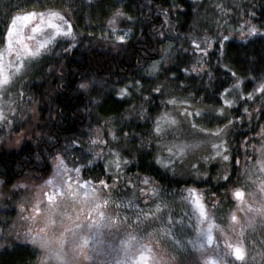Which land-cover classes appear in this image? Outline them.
<instances>
[{"label":"trees","instance_id":"trees-1","mask_svg":"<svg viewBox=\"0 0 264 264\" xmlns=\"http://www.w3.org/2000/svg\"><path fill=\"white\" fill-rule=\"evenodd\" d=\"M117 10L123 15H115ZM31 12L59 13L72 36L41 48L32 59L11 132L18 134L32 124L30 108L35 107L38 136L16 150L0 148V184L8 188L26 179L38 182L50 173V161L58 155L78 162L79 145H86L89 132L98 128L104 142L100 148L119 155L124 176L148 179L154 192H201L202 199L189 198V206L198 211L202 206L230 211L228 221L213 229L207 257L218 250L227 254V264H264V193L255 202V184L248 189L241 185L245 170L248 174L255 162L252 151L264 127L263 96L247 99L264 83V0H0V49L13 18ZM114 16L119 26L131 30L123 42L101 35ZM252 26L257 31L249 35ZM236 81L243 98L228 110V117L192 115L194 129L214 130L232 121L229 176L215 182L221 173L211 166L206 180L191 181L161 169L155 121L168 109L169 97L218 108L223 92ZM121 89L126 94L121 95ZM81 176L94 183L110 179L101 161L83 166ZM260 180L264 186V176ZM237 189L242 198L235 197ZM148 201L135 203L147 207ZM178 202L185 203L182 198ZM255 206L260 207L257 216ZM10 214L0 211L1 230L8 227ZM239 214L246 216L243 224ZM236 248L242 259L236 258ZM38 260L39 253L29 247L0 248V264Z\"/></svg>","mask_w":264,"mask_h":264},{"label":"rangeland","instance_id":"rangeland-1","mask_svg":"<svg viewBox=\"0 0 264 264\" xmlns=\"http://www.w3.org/2000/svg\"><path fill=\"white\" fill-rule=\"evenodd\" d=\"M27 14H19L13 18L16 23L13 25L12 20L9 26L12 36H8V28L5 44L0 49V81L5 77L8 81L6 84L0 83V115L4 117L0 119V148L5 150H16L23 142L38 136L35 129V107L30 108L32 124L24 126L18 134L11 132V124L18 115V99L23 96L24 81L34 64V57H29L23 46L27 45L28 49L34 51L41 44L46 48L53 45L57 39H67V36L53 35L54 30L46 24L41 26V31L33 33L32 28L40 24V19L36 17L26 21L23 17ZM44 14L47 20L48 13ZM110 20L115 23L110 25ZM110 20L101 32L102 36L116 42H123L131 36V30L118 25L119 17L114 16ZM52 23L59 25L63 31L68 30L64 21L53 18ZM118 36H125V39L121 41L117 39ZM9 39L13 41L11 52L8 51ZM236 82L229 91L223 92L222 104L218 108L204 107L174 95L169 97L168 109L161 112L155 121V135L160 139L157 144L156 162L161 169L191 181L206 180L211 166H215L221 173L214 179L215 182L223 181L229 176L230 161L223 160L222 156L230 157L227 137L231 124L228 122L217 128L223 131L219 135H213L217 129H194L192 115L200 112V115L228 117V110L236 107L243 98L241 89H234ZM251 93L253 98L263 96L264 99V92ZM225 99L233 101L232 105H226ZM157 125L160 127L159 132L156 131ZM262 130L264 127L260 129L256 150L252 151L255 162L248 174L245 170L241 184L244 189L255 184L252 190L255 202L259 200V195L264 193L261 183L263 180H260L264 176ZM88 140L86 145L81 144L77 149V153L82 156L76 158L78 162H73V158L67 162L58 155L50 161V173L38 182H29L26 179L8 188L0 184V211L6 212V215L11 213L8 227L5 230L0 229L1 249L8 245L25 246L39 253L38 264H64L41 248L39 243H31V237L59 241L61 233H64V242L69 247H74V244L70 243L71 232H64V229H74L75 224H80L82 228L74 230L79 233V237L88 238V244L79 256V264H205V257L213 264H227L226 254L207 257L205 250L209 245L207 236L210 234L213 237L215 226L228 221L229 210L225 214L219 206L215 209L202 206L200 211L196 210L195 207L189 206V198L202 199L203 195L197 191L189 193L191 189L182 192L183 196L181 192L174 190L154 192L155 186L148 179L145 184L144 178L124 176L125 163L118 160L119 155L114 150L105 154L100 148L104 144L100 129L91 130ZM221 142L223 149L212 147L213 144L220 145ZM182 147L184 150L181 152ZM217 150L221 151V156H216ZM64 153L70 157L71 152L64 150ZM86 153L90 154L89 159ZM208 157L211 159H206ZM97 161L102 162L110 177L109 182L102 179L94 183L81 176L83 166H92ZM117 163L119 168L116 167ZM101 181H104L103 185ZM49 197L52 199L49 200ZM137 198L143 202L149 199V206H137ZM179 198L185 203L178 202ZM97 204L100 208L93 211ZM255 208L257 212L260 209L257 206ZM101 212L104 213L103 218L99 215ZM257 212L254 215L260 214ZM254 215L251 217L254 218ZM239 217L241 224L246 222V216L239 214ZM4 219L5 216L2 217V220ZM88 224H92V227L87 228ZM81 242L79 238L75 241L77 244Z\"/></svg>","mask_w":264,"mask_h":264},{"label":"snow or ice","instance_id":"snow-or-ice-1","mask_svg":"<svg viewBox=\"0 0 264 264\" xmlns=\"http://www.w3.org/2000/svg\"><path fill=\"white\" fill-rule=\"evenodd\" d=\"M115 15L120 16V15H123V13L120 12L119 10H117ZM36 17H39L40 24H38L36 27L32 28V32L33 33H37L39 31H41V26L46 24L47 27H49V28L54 30L53 35L72 36L71 26L68 27L67 31H63L59 25H57L55 23H52L53 18H57V19H59L61 21H64V17L62 15H60L59 13L50 12V13H48L47 20H45V14L44 13L31 12V13H28L27 15H25L23 17V19L27 21V20H30V19H35ZM17 19H19V17ZM64 22L66 23V21H64ZM15 23H16V20L14 19L12 21V24L15 25ZM114 23H115L114 20H110L109 21L110 25H112ZM113 31L115 32V28H113ZM256 31H257V29L255 28V26L250 27L249 28V35L255 33ZM8 36L9 37L12 36V29L11 28H9ZM49 39L51 40L52 37H49ZM117 39L122 41V40L125 39V36H118ZM223 39L227 40L228 37L225 36V37H223ZM12 44H13V41L11 39H9V41H8V51L9 52H11L13 50L12 49ZM209 46H211V45H209ZM23 47L25 49L26 54L29 57H35V56L40 54V48H43L44 45L41 44L40 47L37 48L35 51H32V50L28 49L27 45H24ZM197 47H199V46L197 45ZM17 54L19 55V53H17ZM193 71H195V69H193ZM7 82L8 81H7L6 77L2 81H0V83H5V84ZM80 87L81 88H85V87H87V85L81 84ZM239 88H240V82L237 81L236 84L234 85V89H239ZM225 91L227 92L229 90L225 89ZM254 92H264V83H260L259 86L254 89ZM120 94L121 95L126 94V89H121L120 90ZM247 99L248 100H252L253 99V93H249L248 96H247ZM169 102L173 103L174 101H169ZM232 103H233V101L225 99V104L226 105L231 106ZM220 111L222 113L223 109H221ZM245 113H247V108H245ZM189 115H191V113H189ZM196 115L199 116L200 112H197ZM0 119H4V117L2 115H0ZM172 123H175V121H172ZM229 124H232L231 120L229 121ZM193 126L195 127V125H193ZM225 127H227V126H225ZM156 131L157 132L160 131L159 125H157ZM201 131H203V129ZM222 131H223V129H217L216 132L213 133V135H219V133L222 132ZM262 134H264V130H262ZM212 147L214 149H223L224 145H223V142H221L220 145L213 144ZM183 150L184 149L182 147L180 149V151L182 152ZM169 151L171 152V149H169ZM224 151H226V149H224ZM221 155H222L221 151L217 150L216 151V156H221ZM222 158L225 161L229 159L228 155H223ZM206 159H211V157H208ZM119 166H120L119 163H117L116 167L119 168ZM77 171H79V170L77 169ZM49 183H51V181H49ZM100 183L103 185L104 181H101ZM144 183L147 184L148 180L145 179ZM105 187H107V185H105ZM234 195L237 198H242L243 197V193L239 189H237L235 191ZM51 199H52V197H49V200H51ZM99 208H100V205L97 204V205H95V208L93 209V211H95V210H97ZM99 215H100L101 218H103L104 213L101 212V213H99ZM201 215H203V212H201ZM68 219L70 220L71 217H68ZM232 220L233 221L236 220V216L235 215L232 216ZM93 223H95V221H93ZM86 227L87 228H91L92 224H88ZM81 228H82V226L80 224H75L74 225V229H81ZM74 229H69V228H65L64 229V232H71L72 241L70 243L74 244V247H69V245L64 242V239H63L64 233H61V239L59 241H51V240H45V239H39L38 240L36 236H32L31 237V243H33V244L39 243L40 247L45 249L48 253H50L57 261L64 262V264H79V256L83 254L84 246H86L88 244V238L79 237V233L77 231H75ZM41 231H43V230H41ZM78 238L81 239L82 242L77 244V243H75V241ZM207 239H208L209 243H211L212 236L209 234L207 236ZM226 247L231 249L232 246L231 245H226ZM214 254L216 256H218V257L220 255L218 250H214ZM235 256H236L237 259H242L243 258L242 257V251H241L240 248H236ZM85 258H87V257L85 256ZM205 264H213V262L209 261V260H206ZM217 264H218V262H217Z\"/></svg>","mask_w":264,"mask_h":264},{"label":"bare ground","instance_id":"bare-ground-1","mask_svg":"<svg viewBox=\"0 0 264 264\" xmlns=\"http://www.w3.org/2000/svg\"><path fill=\"white\" fill-rule=\"evenodd\" d=\"M238 161V160H237Z\"/></svg>","mask_w":264,"mask_h":264}]
</instances>
